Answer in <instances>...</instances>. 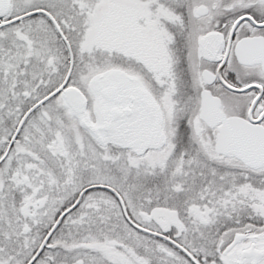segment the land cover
<instances>
[{
	"label": "snow or ice",
	"instance_id": "snow-or-ice-1",
	"mask_svg": "<svg viewBox=\"0 0 264 264\" xmlns=\"http://www.w3.org/2000/svg\"><path fill=\"white\" fill-rule=\"evenodd\" d=\"M0 264H264V0H0Z\"/></svg>",
	"mask_w": 264,
	"mask_h": 264
}]
</instances>
